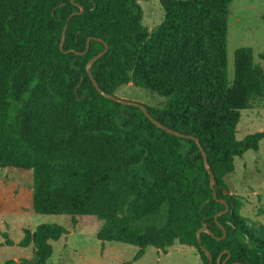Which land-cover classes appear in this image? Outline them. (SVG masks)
I'll return each mask as SVG.
<instances>
[{
    "label": "trees",
    "instance_id": "1",
    "mask_svg": "<svg viewBox=\"0 0 264 264\" xmlns=\"http://www.w3.org/2000/svg\"><path fill=\"white\" fill-rule=\"evenodd\" d=\"M159 1L163 20L148 31L136 0H0V170L30 172L32 212L66 224L24 228L5 243L31 247V261L3 264H47L51 242L93 224L96 240L134 246L136 259L175 247L209 264L204 248L211 264H264V226L223 194L234 159L264 140V130L235 137L240 112L264 107V67L242 47L228 78L234 0ZM104 43L91 66L98 87L115 95L131 84L163 99L145 107L181 136L97 92L86 64ZM258 57L264 65V52ZM218 200L229 210L215 221L224 210ZM204 226L213 236L198 241Z\"/></svg>",
    "mask_w": 264,
    "mask_h": 264
},
{
    "label": "rangeland",
    "instance_id": "2",
    "mask_svg": "<svg viewBox=\"0 0 264 264\" xmlns=\"http://www.w3.org/2000/svg\"><path fill=\"white\" fill-rule=\"evenodd\" d=\"M143 11L142 24L148 31L163 20L159 0H136ZM249 47L255 63H263L259 54L264 52V0H234L230 6L227 30L228 78H233L234 53ZM115 96L149 107H159L164 100L147 90L131 84L120 87ZM264 130V107L240 112L236 139ZM235 170L224 178L230 195L241 204L242 217L264 226V140L257 152L248 151L234 159ZM31 173L28 171L0 170V264L7 260L31 261L32 248L6 245V240L16 242L24 228L34 229L39 224L65 225L59 216H38L31 209ZM98 224L84 226L77 232L51 242L53 254L47 264H203L196 250L170 248L168 253L148 248L144 256L136 259L137 248L120 243H102L93 235Z\"/></svg>",
    "mask_w": 264,
    "mask_h": 264
},
{
    "label": "water",
    "instance_id": "3",
    "mask_svg": "<svg viewBox=\"0 0 264 264\" xmlns=\"http://www.w3.org/2000/svg\"><path fill=\"white\" fill-rule=\"evenodd\" d=\"M70 1L73 2V0H70ZM82 11H83V9L80 8L79 13H77V14H81ZM73 15H76V14H71V15L69 16V18L72 17ZM69 18H68V19H69ZM65 29H66V26L64 27L63 32H62V36H61V40H60V44H59V48H60V50L63 49L64 36H65V35H64V31H65ZM88 41H89V40H87L86 48H85L84 53H85V52L87 51V49H88ZM98 41L101 42V43H103L102 40H100V39H98ZM107 49H108V47H107V45L104 43V50H103V52L99 53L98 55H96L95 57H93L92 59H90V60L88 61V63L86 64V72H87V74H88V76H89V78H90V80H91V82H92L94 88L97 90V92H98L101 96H103V97H105L106 99L111 100V101H113V102H116V103H119V104H122V105L135 106V107L139 108V109L145 114V116H146V117H147V118H148V119H149V120H150V121H151L156 127H158V128L161 129V130H164V131H166V132H168V133H170V134H173V135H176V136H181L179 133H177V132H175V131H173V130L167 128L166 126H164V125L161 124L160 122L154 120V119L150 116V114L148 113V111H147L145 105H142V104H139V103H136V102H132V101H128V100H124V99H120V98L116 97L115 95H111V94H107V93H105L104 91H102V90L98 87V84L96 83V81H95V80L93 79V77H92V74H91V66H92V64H93L98 58H100L102 55H104V54L106 53ZM76 54H78V53H76ZM75 92H76V91H75ZM194 141L198 144V141H197V140L194 139ZM199 148H200V151H201V153H202V157H203V162H204L205 169H206L207 173L209 174V185H210V188H211V190H212V192H213V198H215V178H214L213 173H212L211 170H210V167L208 166V163H207V159H206V155H205V153L203 152V150L201 149L200 146H199ZM223 194H224V196H230V193H229L228 190H224V191H223ZM218 201L224 206V210H222V211L218 212L217 214H215V216H214V220H215V221L217 220V218H218L219 216L225 214V213L229 210V207H228V205L226 204V202H225L224 200H218ZM202 233H206V234H209L210 236H213L212 233L209 232L208 229L204 226V227H202L201 229H199V230L197 231L196 236H197V240H198V241H200V235H201ZM224 237H225V231L223 230V234H222V236L219 237V238H216V239H217V240H222V239H224ZM202 251H203L204 254L206 255V257H207V259H208V261H209V264H211L212 257H211V255H210V253H209L206 249H204V248H202ZM219 261H220V258L218 257V258H217V263H216V264H218ZM222 264H224V262H222ZM234 264H241V263H234Z\"/></svg>",
    "mask_w": 264,
    "mask_h": 264
}]
</instances>
